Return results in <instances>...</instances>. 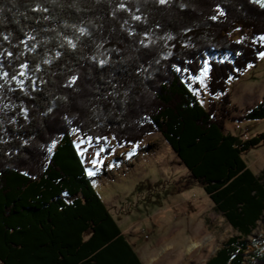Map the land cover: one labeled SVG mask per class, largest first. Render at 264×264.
Returning <instances> with one entry per match:
<instances>
[{
	"label": "trees",
	"instance_id": "obj_1",
	"mask_svg": "<svg viewBox=\"0 0 264 264\" xmlns=\"http://www.w3.org/2000/svg\"><path fill=\"white\" fill-rule=\"evenodd\" d=\"M261 37L253 0H0V261L144 264L76 136L125 149L158 133L188 170L179 189L201 186L240 234L207 264H264V240L247 241L264 218V170L243 158L264 135L226 130L230 81L259 62Z\"/></svg>",
	"mask_w": 264,
	"mask_h": 264
},
{
	"label": "rangeland",
	"instance_id": "obj_2",
	"mask_svg": "<svg viewBox=\"0 0 264 264\" xmlns=\"http://www.w3.org/2000/svg\"><path fill=\"white\" fill-rule=\"evenodd\" d=\"M248 33L237 29L233 38L240 42ZM206 79L204 72L199 81L205 87ZM228 92L238 110L233 114L235 120L226 121L227 132L236 136L246 133L251 139L263 136L264 118L246 116L264 105V58L240 78L232 79ZM76 144L92 173L96 192L144 264H207L224 244L240 235L215 212L201 186L179 189L178 182L188 177V170L160 134L125 149L113 140H108L107 146L93 145L80 136H76ZM243 158L261 175L264 140ZM262 240L264 218L247 239L249 251L259 248ZM193 241L200 247L190 253Z\"/></svg>",
	"mask_w": 264,
	"mask_h": 264
},
{
	"label": "snow or ice",
	"instance_id": "obj_3",
	"mask_svg": "<svg viewBox=\"0 0 264 264\" xmlns=\"http://www.w3.org/2000/svg\"><path fill=\"white\" fill-rule=\"evenodd\" d=\"M254 3H258L261 7H264V0H253ZM160 4H166L167 0H159ZM46 11V9H45ZM217 11H219V14L221 16L225 15V13L222 10L217 9ZM136 19H139V17H136ZM212 19H216V17H212ZM81 32H83V29H81ZM261 40H264V37L260 38ZM71 43V42H70ZM73 47H75V45H73ZM261 58H264V53H261ZM72 83H75V79L72 81ZM90 175L92 173H89Z\"/></svg>",
	"mask_w": 264,
	"mask_h": 264
},
{
	"label": "bare ground",
	"instance_id": "obj_4",
	"mask_svg": "<svg viewBox=\"0 0 264 264\" xmlns=\"http://www.w3.org/2000/svg\"><path fill=\"white\" fill-rule=\"evenodd\" d=\"M200 247L199 243H197L196 241H193L192 244H190L188 251L190 253H192L193 251H195L196 249H198Z\"/></svg>",
	"mask_w": 264,
	"mask_h": 264
}]
</instances>
